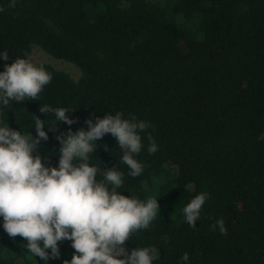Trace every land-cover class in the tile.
Listing matches in <instances>:
<instances>
[{
    "label": "trees",
    "instance_id": "16d2710c",
    "mask_svg": "<svg viewBox=\"0 0 264 264\" xmlns=\"http://www.w3.org/2000/svg\"><path fill=\"white\" fill-rule=\"evenodd\" d=\"M0 70L37 45L82 73L42 64L52 79L36 100L10 101L0 120L31 131L32 115L55 123L39 105L67 107L77 123L60 122L37 153L56 165L55 136L75 131L90 115L121 111L151 126L141 132L137 159L143 171L127 175L115 138L96 141L90 163L125 172L118 191L154 196L156 217L126 246L155 245L154 264H264V0H0ZM197 26L194 39L183 24ZM33 135L34 132L32 133ZM151 134L157 150L149 154ZM98 179L102 178L98 175ZM207 192L190 227L182 207ZM223 218L226 234L211 227ZM26 240L0 228V264H43L23 248ZM61 264L70 242H58Z\"/></svg>",
    "mask_w": 264,
    "mask_h": 264
},
{
    "label": "clouds",
    "instance_id": "9594fccd",
    "mask_svg": "<svg viewBox=\"0 0 264 264\" xmlns=\"http://www.w3.org/2000/svg\"><path fill=\"white\" fill-rule=\"evenodd\" d=\"M17 0H8L14 7ZM4 6L0 4V12ZM8 50H0V60L8 61ZM52 75L42 64H36L27 53L17 56L0 70V114L10 101L36 100ZM38 111L51 114L55 123L32 115L28 132L15 130L0 120V228L12 238H24L30 257H39L43 264L60 259L58 242L68 240L74 250L61 264H154L160 259L155 245L129 249L125 242L133 233L145 229L156 217L158 202L154 196L139 199L118 191L125 172L115 166L99 167L90 163L96 141L105 134L115 138L121 150L119 160L127 166V175L136 177L143 171L137 159L142 150L141 132L151 126L135 116L125 117L121 111L103 116L90 115L85 127L59 131L55 166L50 156L41 157L36 149L48 140V132L60 122L77 123L67 107L39 105ZM34 132L35 135L32 133ZM149 154L157 150L151 134H147ZM98 175L102 178L98 179ZM207 192L194 195L181 209L183 220L194 227L199 220ZM214 229L226 234L224 219L218 218ZM189 254L182 253L177 264H188ZM35 264H37L35 260Z\"/></svg>",
    "mask_w": 264,
    "mask_h": 264
},
{
    "label": "rangeland",
    "instance_id": "374dc122",
    "mask_svg": "<svg viewBox=\"0 0 264 264\" xmlns=\"http://www.w3.org/2000/svg\"><path fill=\"white\" fill-rule=\"evenodd\" d=\"M183 26L188 30L194 39L200 38L199 34H197V26L194 23L187 21L186 25L183 24L182 27ZM29 57L36 64L51 65L57 70L68 73L74 80H79L82 76L81 70L76 65L71 62L54 58L37 45L32 46V52Z\"/></svg>",
    "mask_w": 264,
    "mask_h": 264
}]
</instances>
